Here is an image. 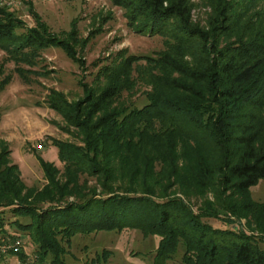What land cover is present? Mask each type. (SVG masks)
Instances as JSON below:
<instances>
[{"label":"trees","instance_id":"1","mask_svg":"<svg viewBox=\"0 0 264 264\" xmlns=\"http://www.w3.org/2000/svg\"><path fill=\"white\" fill-rule=\"evenodd\" d=\"M210 1L204 27L194 22L189 0H112L136 30L172 39L157 57L146 58L149 102L140 108L116 103L134 85V55L101 68L105 85L84 84V99L71 102L53 91L50 107L79 128L83 145L53 143L64 168L40 160L47 184L38 190L25 184L2 143L0 227L8 211L45 259L60 257L59 235L70 240L133 228L161 238L154 264H165L180 247L184 264H264V203L251 195L264 178V18L248 19L256 0ZM0 44L14 46L16 61L26 49L51 46L77 57L70 41L42 25L28 27L1 5ZM82 175L95 177L100 190ZM208 192L213 199L197 211L186 200ZM242 219L260 235L246 231Z\"/></svg>","mask_w":264,"mask_h":264},{"label":"rangeland","instance_id":"2","mask_svg":"<svg viewBox=\"0 0 264 264\" xmlns=\"http://www.w3.org/2000/svg\"><path fill=\"white\" fill-rule=\"evenodd\" d=\"M189 2L194 22L207 27L212 16L211 1ZM0 5L28 27L42 25L48 33L70 41L77 54L73 59L61 47L51 46L26 49L22 54L24 57L16 61L9 51L14 46L0 44V85L6 80L0 90V145H9L11 158L19 164L25 184L39 190L47 184L40 160L64 168L59 149L53 143L83 145L79 128L66 122L50 107L52 92L64 93L71 102L84 99V84L95 90L105 85L101 68L134 55L139 58L132 72L134 85L123 90L116 103L129 108L143 107L149 102L148 94L153 91L148 82L152 66L146 58L157 57L172 39L166 34L136 30L128 21L126 10L113 4L112 0H0ZM261 18H264V0H256L248 10V19L258 23ZM81 181L100 190L93 176L82 175ZM251 195L264 203V178L252 187ZM213 197V193L208 192L186 200L197 211L207 198ZM5 217L0 227V264H154L161 239L133 228L77 233L70 240L59 235L60 257L55 259L49 254L45 259L29 231L13 224L15 217L8 211ZM20 220L30 221L28 218ZM205 220L215 227H234L217 219ZM245 222L242 219L241 226L246 231L260 235L257 231H249ZM261 246L264 247V242ZM183 254L184 248L180 247L165 264H184Z\"/></svg>","mask_w":264,"mask_h":264},{"label":"built area","instance_id":"3","mask_svg":"<svg viewBox=\"0 0 264 264\" xmlns=\"http://www.w3.org/2000/svg\"><path fill=\"white\" fill-rule=\"evenodd\" d=\"M38 147H39L40 149H42V145H39Z\"/></svg>","mask_w":264,"mask_h":264}]
</instances>
